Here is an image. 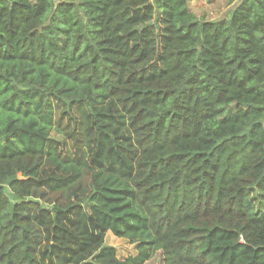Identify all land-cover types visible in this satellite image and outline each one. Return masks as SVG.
Segmentation results:
<instances>
[{"label":"trees","instance_id":"trees-1","mask_svg":"<svg viewBox=\"0 0 264 264\" xmlns=\"http://www.w3.org/2000/svg\"><path fill=\"white\" fill-rule=\"evenodd\" d=\"M189 1L0 0V264H264V0Z\"/></svg>","mask_w":264,"mask_h":264},{"label":"rangeland","instance_id":"rangeland-1","mask_svg":"<svg viewBox=\"0 0 264 264\" xmlns=\"http://www.w3.org/2000/svg\"><path fill=\"white\" fill-rule=\"evenodd\" d=\"M240 0H191L190 8L195 11L197 15H202L206 18L223 17L227 10ZM53 136L58 135L53 132ZM106 242L116 247L119 258L124 259L130 255L135 256L138 253L136 244L131 243L126 238H121L113 233L106 235ZM145 264H164L162 252L160 250L154 252L152 257L148 259Z\"/></svg>","mask_w":264,"mask_h":264},{"label":"crops","instance_id":"crops-1","mask_svg":"<svg viewBox=\"0 0 264 264\" xmlns=\"http://www.w3.org/2000/svg\"><path fill=\"white\" fill-rule=\"evenodd\" d=\"M190 1H191V0H190ZM190 1H189V6H190ZM241 1H242V0L238 1V2L235 3L231 8H229V9L227 10V12H226L225 15H227L228 12H229L231 9H233L234 7H236ZM194 12H195V11H194ZM202 15H204V13H202ZM225 15H224V16H225ZM199 16H201V15H199ZM224 16H223V17H224ZM218 18H222V17H218ZM218 18H210V19H218ZM109 232L112 233L111 231H109ZM109 232H107V234H108Z\"/></svg>","mask_w":264,"mask_h":264}]
</instances>
